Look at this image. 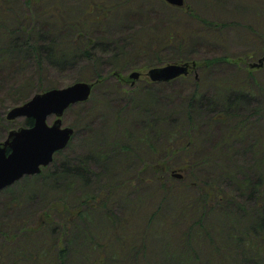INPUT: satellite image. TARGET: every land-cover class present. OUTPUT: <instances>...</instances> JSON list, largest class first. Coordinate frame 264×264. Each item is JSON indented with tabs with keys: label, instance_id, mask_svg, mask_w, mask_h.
<instances>
[{
	"label": "rangeland",
	"instance_id": "rangeland-1",
	"mask_svg": "<svg viewBox=\"0 0 264 264\" xmlns=\"http://www.w3.org/2000/svg\"><path fill=\"white\" fill-rule=\"evenodd\" d=\"M186 1L187 8H176L162 0H112L113 10L91 28L93 47L97 46V49L89 50L90 54L96 56L94 62L93 58H78L64 68L48 63L39 67L40 73L34 69L35 66L29 64L27 67L31 70L26 75L22 64L17 63H25V60L13 54L11 58L17 62L0 67V140L10 129L24 126L22 118L10 122L5 120L8 109L28 100L36 90L42 92L50 88H61L83 81L84 77L99 76L90 98L69 107L62 115L63 125L74 130L68 145L54 155L52 163L39 176L23 177L0 191V262L11 263L13 260L12 248L18 244L7 242L14 232L12 229H18L27 220L35 223L40 213L49 210L51 201L59 196L73 202L81 192L94 194L108 178L117 176L120 156L112 145L122 140V133L137 131L144 125L143 120L147 115L152 113L176 114L182 111L185 98L194 89L202 90L203 99L202 104L194 109L197 126L190 155L192 153L195 159L205 155L212 156L214 164L225 168L252 160V145L264 142V6L259 14L260 8L257 9L254 3L250 4L251 0ZM84 2L85 0H61L60 5L68 13L74 14ZM45 3L46 1L33 2L25 8H31L29 12L34 14L47 5ZM6 5L7 9L24 10L22 0H9ZM189 8L221 26L212 28L201 24L192 14L189 15ZM170 32L185 34L186 37L182 35L184 40L179 41L177 38L178 40L168 43L163 36ZM67 34L64 33V36ZM257 53L260 55L257 56ZM260 58L261 63L258 62ZM214 59L219 61L207 66L205 60ZM191 60L197 63V68L186 77L151 83L145 76L151 67ZM114 64H117L116 68ZM133 71L139 72L141 76L132 83L128 75ZM248 71L252 72L253 80L241 77ZM23 75L27 81L22 80ZM195 77L196 81H200L198 86L194 85ZM234 80L242 83L243 88L248 91L237 101V111L248 117V124L243 134L236 135L235 140L226 141L225 127L231 120L213 121L212 114L216 108L209 109L208 105L209 99L224 92L222 86ZM34 85L38 89H34ZM143 109L147 111L144 110L143 113ZM53 119V116L48 117V123L51 124ZM98 151L109 153L105 159H101L95 156ZM89 161L91 172L88 171L87 180L82 181L69 174L71 169L84 166ZM216 165V168H207L202 175L214 174L217 171ZM175 172L185 174L183 170ZM132 182L133 185H138V178L134 177ZM69 185H73V189L66 193ZM133 190L136 193L128 197L130 204L119 196L115 199L118 219H123L124 215L132 212L133 204L130 200H140L143 190ZM164 197L168 200L163 201ZM161 202L160 213L170 218L174 214V204L169 197L155 198L148 206L149 211L157 209ZM53 215V225L62 229L64 220L61 214ZM95 220L90 224L95 230L105 224L101 216L95 217ZM9 225L10 232L7 229ZM57 233L48 235L51 243H56ZM74 235V231L68 234L70 239ZM39 236L37 231L35 237ZM97 240L103 242L96 235ZM59 241L63 248L64 242ZM167 241L162 232L152 233L147 236L146 251L141 248V242H136L138 248L134 251H139L136 258L144 255L148 259L142 261L143 264H156L161 256L159 252ZM124 256L122 251L119 257L122 259Z\"/></svg>",
	"mask_w": 264,
	"mask_h": 264
},
{
	"label": "trees",
	"instance_id": "trees-1",
	"mask_svg": "<svg viewBox=\"0 0 264 264\" xmlns=\"http://www.w3.org/2000/svg\"><path fill=\"white\" fill-rule=\"evenodd\" d=\"M8 1L0 0V67L17 62L11 58L13 54L25 60L26 64L17 63L22 64L26 75L31 70L27 67L29 64L40 73L39 67L48 63L64 68L78 58L96 61V56L89 52L97 49L93 47L91 28L113 10L112 0H85L74 14L61 7V0H22L24 10L7 9ZM43 1L47 5L34 14L29 12L31 8H25ZM253 3L260 8V14L264 0H251L250 4ZM188 11L205 26H221L194 13L192 8ZM63 32L68 34L64 36ZM182 35L185 36L170 32L163 38L171 43L184 40ZM205 61L208 66L219 59ZM241 77L254 79L250 71ZM98 79L96 75L82 78L94 85ZM22 80L27 81L25 76ZM194 81L198 86L200 81ZM221 88L224 92L209 99L208 107L216 108L213 121L231 120L224 135L226 141H232L236 135L243 134L248 124V117L237 111L238 99L248 91L236 80ZM34 89H38L36 85ZM201 91L194 89L185 98L182 111L176 114L148 111L152 114L147 115L140 129L124 131L122 140L112 145L120 156L117 176L108 178L94 194L79 193L73 202L61 196L53 199L50 209L41 212L35 223L27 220L18 229H12L10 241L6 240L9 244H18L12 248L13 260L0 264H143L148 258L144 255L136 258L139 252L134 251L138 248L136 242H141V248L146 251L147 236L160 232L168 241L159 252L161 256L156 264H264V142L254 143L252 160L241 165L225 168L214 164L209 155L193 158L190 151L197 126L194 109L202 104ZM32 124V119L23 120L24 126ZM108 153L98 151L95 156L105 159ZM215 165L214 174L202 175ZM90 170L91 161L71 169L69 174L83 181L88 179ZM178 170L185 171L181 179L171 175ZM134 177L138 178L139 187L133 185ZM72 187L69 185L66 193L71 192ZM137 188L140 192L143 190L140 200H130L132 212L118 219L115 199L119 196L130 204L128 199ZM160 196L173 201L174 214L170 218L160 213L162 202L168 200L165 197L157 209L149 211L148 206ZM54 213L61 214L62 229L53 225ZM97 216H101L105 224L95 230L90 224ZM7 229L10 232V225ZM37 231L39 237H35ZM56 231V243H51L47 237ZM70 231L75 232L73 239L68 236ZM96 235L103 242L96 241ZM59 239L64 242L63 248ZM122 251L125 256L121 259Z\"/></svg>",
	"mask_w": 264,
	"mask_h": 264
},
{
	"label": "water",
	"instance_id": "water-1",
	"mask_svg": "<svg viewBox=\"0 0 264 264\" xmlns=\"http://www.w3.org/2000/svg\"><path fill=\"white\" fill-rule=\"evenodd\" d=\"M175 7H182L184 0H163ZM262 59L259 60V63ZM195 63H170L147 70L151 82H168L188 74ZM128 77L137 80L139 72L133 71ZM91 82H75L61 88H52L33 94L24 103L11 107L6 112V120L31 118L33 125L10 130L0 141V191L22 178L24 175L40 173L41 167L49 165L53 154L66 147L73 129L63 126L61 117L70 106L87 101ZM54 116L51 124L47 119ZM174 176L180 178L179 174Z\"/></svg>",
	"mask_w": 264,
	"mask_h": 264
}]
</instances>
